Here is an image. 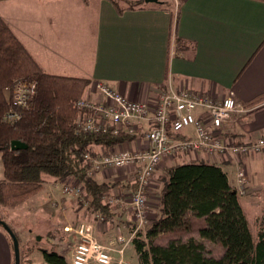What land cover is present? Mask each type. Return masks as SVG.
I'll return each instance as SVG.
<instances>
[{
    "label": "crops",
    "instance_id": "1",
    "mask_svg": "<svg viewBox=\"0 0 264 264\" xmlns=\"http://www.w3.org/2000/svg\"><path fill=\"white\" fill-rule=\"evenodd\" d=\"M20 1L23 5L2 6L12 2L0 0V18L48 73L85 77L91 83L102 81L136 101L154 99L167 83L176 91L186 88L215 99L233 97L243 104L264 96V0H177L176 13L171 6L152 3L120 14L108 0ZM59 2L73 6L74 37L61 29L65 9L55 5ZM176 37L185 41L180 49L175 46ZM251 107L241 124L231 122L224 129V137L242 141L264 136V98ZM147 125L148 122L143 123L144 130ZM184 131L192 132L190 128ZM127 144L136 146L134 142ZM94 148L107 153L116 146ZM193 161L213 163L203 153L175 155L168 163ZM239 164L245 168L247 178L240 203L256 241L264 214L260 195L264 187V150L240 157ZM216 165L235 186L237 164L219 158ZM4 178L0 151V180ZM153 191L151 188L149 203L154 198ZM50 194L52 198L48 197L47 201L54 200L53 192ZM155 198L159 201V195ZM42 200L35 198L33 202L42 204ZM60 204L65 205L62 199ZM156 209L159 210V202ZM57 210L61 215L60 209ZM128 210L131 213L129 204ZM116 211L114 208L113 220L124 232L127 226L120 223L121 212ZM127 219L131 221L132 216L128 214ZM113 242L109 244L116 247ZM127 247L123 255L126 260L130 251L135 253L132 244ZM40 257L43 262L42 254ZM0 264H13L12 242L1 228Z\"/></svg>",
    "mask_w": 264,
    "mask_h": 264
},
{
    "label": "trees",
    "instance_id": "2",
    "mask_svg": "<svg viewBox=\"0 0 264 264\" xmlns=\"http://www.w3.org/2000/svg\"><path fill=\"white\" fill-rule=\"evenodd\" d=\"M108 1L120 14L144 0L127 6L119 4L120 0ZM157 4L162 6V2ZM184 45L180 37L175 38L177 49ZM16 79L36 84L27 108H18L11 100L10 88ZM90 83L89 78L44 71L0 18V151L5 175L0 180V207L15 206L37 194L45 177H70L82 186L88 209L115 222V204L104 197L118 183L99 182L89 175L82 154H95V146L112 149L133 136L123 131H76L81 112L76 101ZM263 98L244 105L251 106ZM10 111H18L20 117H6ZM169 135L182 137L170 130ZM12 140L24 143L26 148L11 150ZM162 171L159 214L144 234L137 232L131 240L137 264H264V214L255 241L240 196L220 166L193 161L167 165ZM134 186L132 182L131 189ZM262 195L264 201V190ZM129 214L132 216V212ZM40 251L46 264L69 263L65 250Z\"/></svg>",
    "mask_w": 264,
    "mask_h": 264
},
{
    "label": "built area",
    "instance_id": "3",
    "mask_svg": "<svg viewBox=\"0 0 264 264\" xmlns=\"http://www.w3.org/2000/svg\"><path fill=\"white\" fill-rule=\"evenodd\" d=\"M152 100H132L102 81L90 83L92 96L85 95L76 101L81 111L76 122L77 132H125L133 136L130 141L135 147L122 144L105 153L82 154L88 163L89 175L103 174L110 170H133L134 188L130 193L129 206L132 212L133 229L128 234L118 230L113 245L99 241L92 231L91 224L73 228L64 225L63 231L72 233L75 241L69 245L68 264H112V252L123 257L125 247L137 232L145 233L153 218L148 207L149 192L159 165L175 155L190 156L203 153L211 162L218 163L222 158L234 161L236 165L235 189L239 196L246 192V171L239 164L240 157L260 153L264 149V136L255 139L233 140L224 137V129L233 121L246 116L253 107L245 106L233 97L215 99L208 94L190 90L172 89L171 84L162 86ZM36 84L17 80L11 88V100L18 108H27L35 93ZM100 97L97 98L95 96ZM6 117L18 119V111H10ZM148 122L144 130L142 125ZM190 128L192 132H185ZM143 129V130H142ZM180 134L182 137L169 135ZM68 183H63V181ZM74 181L75 183H71ZM64 195L81 197L83 188L71 178L61 179L54 184ZM109 203L118 199L109 195L104 197ZM84 204L88 206V201ZM53 207L65 212V205L52 200ZM94 223L107 222L105 216L97 210H91ZM123 259L120 258L119 262ZM46 264V263H42Z\"/></svg>",
    "mask_w": 264,
    "mask_h": 264
},
{
    "label": "rangeland",
    "instance_id": "4",
    "mask_svg": "<svg viewBox=\"0 0 264 264\" xmlns=\"http://www.w3.org/2000/svg\"><path fill=\"white\" fill-rule=\"evenodd\" d=\"M162 5L171 6L173 9V13L177 11V0H172V3H169L168 0H160ZM12 3H8L7 5L2 6H13L23 5V2L19 0H11ZM119 4L122 6H127L128 4H132L134 2H138V0H120L118 1ZM159 3V2H157ZM155 3L154 5H156ZM137 6H151L152 3H146L141 1L139 4L135 3ZM172 4V5H171ZM55 5L63 6L65 9V16L64 19L61 21L62 26L61 29L65 30L68 35L75 36L76 28H74L73 24L75 23L74 17L75 12L71 11L73 6H69L64 3H57ZM67 6V7H65ZM70 25V26H69ZM9 26V25H8ZM50 26V24L48 25ZM54 29V28H53ZM51 37V35H49ZM60 72V70H56ZM67 75V74H66ZM17 80L23 79H16L13 84ZM27 82H34L24 79ZM12 88V87H11ZM10 88V89H11ZM10 89H8L10 91ZM7 90V91H8ZM11 92V91H10ZM85 95L92 96V89L90 88V84L86 87L84 93L81 97ZM80 97V98H81ZM244 116H240L237 120H233L232 123L234 124H241V120ZM236 122V123H235ZM264 150V149H263ZM96 153H100L99 151H95ZM261 153V152H260ZM257 154V153H254ZM171 159V158H169ZM164 161L159 165L158 169L155 172V176L153 178V184L151 188H153L154 198H152L151 203L148 200V207L150 209V216L152 218L156 217L159 214V210L156 209L158 206V200L155 198L156 195L160 194V190L162 188V178L164 177V173L162 169L169 165L168 160ZM186 160V159H184ZM188 160V159H187ZM216 164V163H215ZM132 173L133 170H110L103 174L97 173L94 176L97 178L96 180L99 182H105L110 185H115L116 187L113 189L112 193L109 196L121 200L120 202L114 203L116 212H121V219L120 223L125 224L128 230H125L123 234H128L134 227L132 221L127 219V215L129 214L128 204L130 199L131 189L132 186ZM70 178V177H69ZM72 179V178H71ZM124 181H123V180ZM61 180V179H60ZM59 179H54L52 177H45V182L43 184L42 190H40L37 194L31 196L30 198L26 199L25 201L15 205V206H8V207H0V216L3 218V221L7 223V225L16 233L17 238L19 240V249H20V264H42L40 260L41 252L40 249H47L48 251H66L67 259H69V250L68 247L71 245L73 241L76 240L73 234H67L62 231L64 225H70L73 228H77L80 225H88L91 224L92 231L96 233V237L104 244H108L113 242L117 231L119 230L118 224L113 221H107L103 223H94L91 217V210L88 209V206L84 204V200L82 196L73 197L69 195H64L59 187H55L54 183L60 181ZM71 183H75L74 181H70ZM63 183H68V181H63ZM264 187L260 191V195ZM50 192H53V199L60 203V199L64 201L66 210L65 212L60 211L62 214L59 215V211L57 208L53 207L51 201H47L48 197L52 198ZM49 195V196H48ZM43 198L42 204L37 202H33L35 198L39 200V198ZM263 197V195L261 196ZM242 198V196H240ZM243 199V198H242ZM262 200V199H261ZM260 202L262 203V201ZM242 201V200H241ZM58 217L60 219H58ZM1 229H3L0 226ZM118 229V230H117ZM122 230V229H121ZM120 230V231H121ZM5 232V230L3 229ZM51 233V234H50ZM132 244L131 242L128 244ZM127 245V246H128ZM115 246V245H114ZM125 247L124 254L126 255V250L128 247ZM113 255V263L112 264H137L135 259V253L130 251L126 258L122 257V261L119 262V253L116 251L112 252ZM118 255V256H117Z\"/></svg>",
    "mask_w": 264,
    "mask_h": 264
},
{
    "label": "water",
    "instance_id": "5",
    "mask_svg": "<svg viewBox=\"0 0 264 264\" xmlns=\"http://www.w3.org/2000/svg\"><path fill=\"white\" fill-rule=\"evenodd\" d=\"M146 3H157L161 2L160 0H144ZM11 150H22L26 148V145L20 141L12 140L9 144ZM0 226L5 230L9 235L12 242L13 248V264H20V249H19V240L13 230L7 225L6 222L0 219Z\"/></svg>",
    "mask_w": 264,
    "mask_h": 264
}]
</instances>
